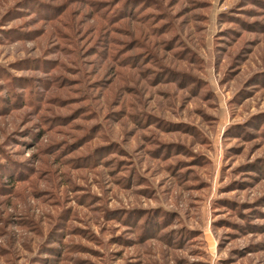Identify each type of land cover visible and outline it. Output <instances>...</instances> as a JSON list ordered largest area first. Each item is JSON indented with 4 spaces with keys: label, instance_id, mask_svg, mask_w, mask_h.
Wrapping results in <instances>:
<instances>
[{
    "label": "rangeland",
    "instance_id": "1",
    "mask_svg": "<svg viewBox=\"0 0 264 264\" xmlns=\"http://www.w3.org/2000/svg\"><path fill=\"white\" fill-rule=\"evenodd\" d=\"M0 264H264V0H0Z\"/></svg>",
    "mask_w": 264,
    "mask_h": 264
},
{
    "label": "trees",
    "instance_id": "2",
    "mask_svg": "<svg viewBox=\"0 0 264 264\" xmlns=\"http://www.w3.org/2000/svg\"><path fill=\"white\" fill-rule=\"evenodd\" d=\"M123 1H124V0H123ZM106 17H107V18H108V17H111V15L108 16V14H106ZM119 18H120V17H119ZM108 19H109V18H108ZM109 20H110V19H109ZM116 20H118V18H117V19H113L111 22L114 23ZM144 56H145V55H144Z\"/></svg>",
    "mask_w": 264,
    "mask_h": 264
}]
</instances>
